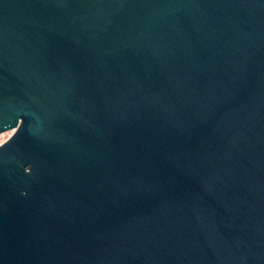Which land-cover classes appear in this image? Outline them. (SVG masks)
<instances>
[{
  "label": "water",
  "instance_id": "obj_1",
  "mask_svg": "<svg viewBox=\"0 0 264 264\" xmlns=\"http://www.w3.org/2000/svg\"><path fill=\"white\" fill-rule=\"evenodd\" d=\"M0 264H264V0H0Z\"/></svg>",
  "mask_w": 264,
  "mask_h": 264
},
{
  "label": "bare ground",
  "instance_id": "obj_2",
  "mask_svg": "<svg viewBox=\"0 0 264 264\" xmlns=\"http://www.w3.org/2000/svg\"><path fill=\"white\" fill-rule=\"evenodd\" d=\"M16 130H9L3 133H0V147L5 144L9 139L13 137L15 134Z\"/></svg>",
  "mask_w": 264,
  "mask_h": 264
}]
</instances>
